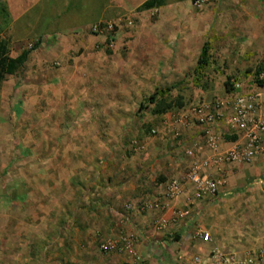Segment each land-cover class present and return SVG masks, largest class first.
<instances>
[{
	"label": "rangeland",
	"instance_id": "obj_1",
	"mask_svg": "<svg viewBox=\"0 0 264 264\" xmlns=\"http://www.w3.org/2000/svg\"><path fill=\"white\" fill-rule=\"evenodd\" d=\"M137 1L140 0H130V3L134 5ZM168 2L174 5L178 0ZM257 2L264 8V0ZM115 4L116 0H0V38L9 39L10 56L39 43L23 67L0 86V231L4 211L9 210L12 217L15 214L18 217L19 213L22 217V212L27 217L35 214V177L40 175L42 167L46 170L45 166L51 164L52 155L71 148L68 138L77 130L83 132L82 125L78 124H95L91 132L102 133L110 139L120 138L131 153L134 142L143 143L141 137L148 134L151 124H163L165 114L173 123L182 111L220 99L224 91L230 89L224 86L225 77L229 78V85L231 80H236L243 88L251 87L254 69L259 64L264 65V57H258L264 54V45L260 50L249 47L246 53L241 44L243 39L234 40L235 32L225 41L216 34V23L200 17L215 8L212 0H204L199 8L192 2L171 5L168 9L171 16L165 13V21H161L157 11L139 7L117 14ZM125 18L131 19L133 25L117 29L110 48L103 46L102 39L89 31L92 24ZM261 20L264 35V17ZM196 27L202 28V35L197 39L191 33ZM232 28H239L238 24L232 22ZM162 30L167 37L162 35ZM136 32L137 35L132 36ZM149 36H154L155 43L162 42L166 55L175 57V46L182 40L191 48L190 54L193 52L192 56H183L188 69L182 77L153 88L171 87L157 97L155 106L159 108L147 103L153 90L134 95V65L132 67L126 50L127 41H146ZM56 38L70 45L65 57L56 55ZM115 39L121 41L116 49ZM204 42L208 46L209 63L196 78L192 74L198 56L194 47ZM155 51L156 55L163 52ZM42 59L46 61L38 64ZM140 105L143 109L139 110ZM226 136L227 133L222 132L219 137L223 140ZM263 156L264 150L254 160ZM235 193L242 196L230 201L246 200L250 207L235 210L231 216L234 227L231 232L235 236L243 235V238L238 236L241 241L236 243L245 249L239 248L240 259L255 251L256 245L250 236L259 233V223L264 222V210L257 209L264 201V189ZM207 215L201 213L200 216L206 218ZM206 219L209 220V216ZM99 236L96 235L93 246L95 253L104 257L106 264H124L99 253ZM168 238L165 240L174 243Z\"/></svg>",
	"mask_w": 264,
	"mask_h": 264
},
{
	"label": "crops",
	"instance_id": "obj_2",
	"mask_svg": "<svg viewBox=\"0 0 264 264\" xmlns=\"http://www.w3.org/2000/svg\"><path fill=\"white\" fill-rule=\"evenodd\" d=\"M144 1H137L133 5L130 0H116V12L122 14L127 10H134ZM168 1L161 7L151 9L159 13L161 21H165L167 15L171 16L168 9L173 4ZM212 1L215 8L204 12L200 17L216 23V34L229 41L231 33L235 32L234 40L243 39L241 44L246 53L249 47L259 50L263 47L261 19L264 17V8L260 2ZM179 2L185 4L189 1H178L173 6H179ZM232 22L238 24L239 28L233 30ZM201 29L196 27L191 31L195 39L202 35ZM162 35L167 37L163 30ZM154 36L156 37L155 33ZM154 36H149L146 41H127L126 44L128 59L134 65L132 78L135 86L132 88L137 96L152 91L165 81L169 83L171 79L182 77L188 69L183 56H192L193 53L190 54L191 48L182 40L175 46V57L166 55L162 42L155 43L157 40ZM55 40L58 46L56 55L65 57L70 45L60 38ZM119 46L121 41L115 39L114 49ZM201 46L194 47L196 55H199ZM158 49L163 52L156 55L155 50ZM262 56L264 54L258 57ZM45 61L42 59L37 63ZM171 66L174 72H170ZM226 78L228 77L225 80ZM227 92L224 91L221 98ZM216 99L218 98L210 101ZM203 103L211 104L209 101ZM186 111L179 113L178 120L173 123L168 120V114H165L163 124H151L149 127L155 129V135L141 137L143 143L139 145L140 149L131 153L120 138L110 139L102 133L96 135L91 132L96 127L95 124H78L82 125L83 132L77 130L68 138L71 148L52 155L51 164L45 166L46 170L42 167L40 175L35 177V214L27 217L22 212V217L21 213L18 217L16 214L12 217L9 210L4 211L0 231V264H106L104 257H99L93 246L97 240L96 235L103 237L105 233L115 231V228L141 234L136 246L141 262L122 255H110L111 260H119L124 264H193L190 258L196 255L201 257L199 264H209L205 263V259L212 247L217 248L221 255L239 261L254 256L264 247V222L259 223V233L250 236V240L256 245L255 251L249 255L246 253V257L239 259V248L245 249L236 243L241 241L243 235H236L240 237L237 238L232 233L234 227L232 228L231 216L235 210L250 207H247L246 200H230L242 196V193L235 192L264 189V156L254 160L256 156L248 163L223 164L219 169L222 181L215 195L198 199L184 179L188 160L183 152L191 146L201 147L204 124H197L191 117L183 121L182 113ZM88 128L90 131H85ZM210 128L217 136L227 131L226 124L222 123L213 124ZM227 138L230 137H224L220 149L227 146ZM171 179L182 181V193L168 203L163 214L167 219V226L163 231L156 232L152 228V222L157 213L153 211L140 214L137 207L143 200L158 199ZM24 206L23 210L26 209V203ZM257 209L263 212L264 201L258 204ZM201 213L208 214L209 220L200 216ZM196 229L208 232L210 242L202 244L194 239ZM245 233L247 235L249 231ZM167 236L174 243L166 241ZM206 252L207 255L204 256ZM177 254L181 257L179 261L175 260ZM251 264H264V259Z\"/></svg>",
	"mask_w": 264,
	"mask_h": 264
},
{
	"label": "built area",
	"instance_id": "obj_3",
	"mask_svg": "<svg viewBox=\"0 0 264 264\" xmlns=\"http://www.w3.org/2000/svg\"><path fill=\"white\" fill-rule=\"evenodd\" d=\"M203 0H195L192 4L199 7ZM133 21L125 18L116 21H104L89 26L90 33L102 39L103 46L110 48L114 34L120 27L131 28ZM254 77V76H253ZM251 87L243 88L236 80L231 81L230 89L221 99L214 100L210 105L202 103L190 107L186 113H182L183 121L191 117L197 124H204L201 147H188L184 149V156L188 160L184 179L190 184L195 196L206 198L214 196L222 179L219 169L223 164L247 163L258 156L263 150L264 144V72H259L254 77ZM178 120V119H177ZM226 124L227 135L233 137L227 142L224 149H220L222 140L212 130L213 124ZM155 129L148 131V136H154ZM140 144L134 142L132 151L139 150ZM182 193V181L171 179L164 187L160 197L154 201L143 200L137 210L140 214L155 211L157 214L152 222V228L156 232L163 231L167 226L164 211L169 202L178 198ZM141 234L126 232L118 229L101 237L97 250L102 255H122L130 260L141 262L136 246ZM193 238L202 244L210 242L208 232L196 229ZM181 257L177 254L175 260ZM264 259V247L254 256L242 261L230 256L221 255L217 248L212 247L208 251L206 262L209 264H251ZM193 264L201 263V257L196 255L190 258Z\"/></svg>",
	"mask_w": 264,
	"mask_h": 264
},
{
	"label": "trees",
	"instance_id": "obj_4",
	"mask_svg": "<svg viewBox=\"0 0 264 264\" xmlns=\"http://www.w3.org/2000/svg\"><path fill=\"white\" fill-rule=\"evenodd\" d=\"M178 1H189L194 2L195 0H178ZM164 5V0H145L139 5L140 10H149L158 8ZM39 43L36 42L32 46L27 49L21 50L16 56H10V46L8 38H0V86L3 81L9 76H12L23 67L25 62L28 60L29 54L38 47ZM209 63L208 57V46L207 43L204 42L201 46L200 53L196 59L195 66L192 70V74L194 77H199L205 70ZM264 72V65L259 64L253 71V76L255 77L259 72ZM228 79L226 78L224 82V86H230L228 83ZM254 81L258 83V81L254 78ZM171 87L166 88H155L153 92L148 96L147 103L157 105V97H161L165 92H168ZM159 105V104H158ZM159 108V106H155ZM143 109L141 105L138 108ZM158 113V112H157ZM228 140H232L233 137L227 138Z\"/></svg>",
	"mask_w": 264,
	"mask_h": 264
}]
</instances>
